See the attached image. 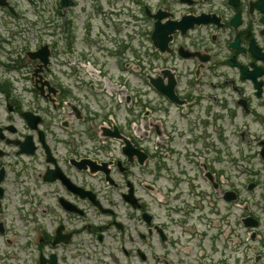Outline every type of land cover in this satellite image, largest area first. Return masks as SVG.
Segmentation results:
<instances>
[{
  "label": "flooded vegetation",
  "instance_id": "flooded-vegetation-1",
  "mask_svg": "<svg viewBox=\"0 0 264 264\" xmlns=\"http://www.w3.org/2000/svg\"><path fill=\"white\" fill-rule=\"evenodd\" d=\"M188 2L133 0L128 7L121 0H0L3 93L18 91L8 79L14 62L37 93L35 80L45 67L31 56L46 50L35 38H49L59 79L48 73L52 67L43 74L59 81L61 94L79 72L77 61L97 60L110 53L109 47H119L121 37L130 40L125 8L139 9L134 21L145 57L157 23L147 8L172 13L173 20L216 19L186 33L175 30L172 52H157L162 65L184 81L179 90L184 105L176 106L173 116L172 103L158 96L154 109L162 130L155 127L133 140L137 155L119 158L124 144L116 147L121 140L112 138L87 144L66 123L58 132L57 117L40 94L33 102L8 97L0 103V264H211L206 226H228L226 238L244 219L232 212L206 224V189L216 183L217 189L236 190L239 202L264 207V13L248 0ZM123 50L129 52V43ZM21 106L39 115L41 123L28 121ZM128 125L121 126L125 136ZM87 156L96 161V173L77 163ZM105 174L113 181L108 183ZM251 183L259 191L246 200L241 190ZM85 190L93 191L101 206L85 197ZM224 198L219 200L229 204ZM231 215L234 223L226 224ZM236 243L229 252L224 245L212 250L207 260L218 253L228 264L243 249L240 264L264 262V247H249L240 238Z\"/></svg>",
  "mask_w": 264,
  "mask_h": 264
},
{
  "label": "rangeland",
  "instance_id": "rangeland-1",
  "mask_svg": "<svg viewBox=\"0 0 264 264\" xmlns=\"http://www.w3.org/2000/svg\"><path fill=\"white\" fill-rule=\"evenodd\" d=\"M127 0H123V3L124 4H126L127 2H126ZM136 29V28H135ZM135 29L133 28V27H131V30L132 31H134V33H131V35L133 36V43L134 44H136V42H137V40L135 39V38H137V34H135ZM131 31V32H132ZM135 41V42H134ZM117 62V61H116ZM136 62V61H135ZM95 64H96V66H98V67H100V68H103L105 71V73L104 74H108V75H112V77L115 75V70H116V63L112 60V59H106V58H104V59H99V60H96L95 62H94ZM110 75V76H111ZM116 79H118V78H116ZM137 83V79L136 78H133L132 77V79H131V84L132 85H135ZM81 87L80 88H82V85H80ZM83 88H84V86H83ZM85 93L86 92H84V90H79L78 91V93H77V95L74 97V101L76 102V103H78V104H80L82 107H83V105L89 100L90 102H91V104L92 105H90V109L92 110V112H95V105L92 103V101L90 100V98H88V99H84L83 97H82V95H85ZM153 95V94H152ZM85 100V101H84ZM111 101H113L114 102V104H115V109H116V113H117V115H115L114 117H115V119L116 120H118V119H122L123 118V111H121L120 110V108H118V102L116 101V100H111ZM109 101L108 100H106V99H102V106H97V108L99 109L98 110V114L99 115H101V116H99V117H102L103 115L105 116V111H106V109L104 108V107H107V106H109L110 105V103H108ZM87 104H89V103H87ZM112 105V104H111ZM122 108V107H121ZM152 117H154V115L152 116ZM102 119L103 118H98L96 121L98 122V123H101L102 122ZM72 120H74L73 118H72ZM95 121V122H96ZM94 122V123H95ZM73 123L76 125V127H78V128H80L81 130H83V132H85V133H83L82 135H81V137H80V140H82L83 142H87V141H90L89 140V138H88V136L86 135V133H88V130H87V124H84V123H80L79 121H73ZM97 126H98V124H96V128H97ZM92 129H93V131H95V128L92 126ZM88 144V143H87ZM244 192H245V190H244ZM212 199H213V196H212ZM214 200V199H213ZM210 205L211 206V209H212V212H211V210L209 209V207L208 206H206V219L207 218H213V217H216V215H217V213H213V210H215V202L214 201H212V200H210V202H207L206 201V205ZM254 205V204H253ZM220 209H222L221 208V204H220ZM216 211V210H215ZM221 213L223 214V216H224V214H228V212H226V211H224V209L223 210H221ZM220 213V214H221ZM208 222H210L209 220H208ZM243 236H245V235H243Z\"/></svg>",
  "mask_w": 264,
  "mask_h": 264
},
{
  "label": "water",
  "instance_id": "water-1",
  "mask_svg": "<svg viewBox=\"0 0 264 264\" xmlns=\"http://www.w3.org/2000/svg\"><path fill=\"white\" fill-rule=\"evenodd\" d=\"M260 3H261V0H259V1L257 2V5L260 6V8H261L262 10H264V6L262 5L263 3H262V4H260ZM263 21H264V19H263ZM177 26H178V27H181L180 24H178ZM175 27H176V25H172V26L169 27V30H170V31H174V30H175ZM154 83H155L156 87H157L159 90H161L162 92L166 93V94H167L168 96H170L172 99H177V98L174 96V94H173L174 82L171 83V86H170L168 89H166V88H164V87L161 86V79H160V78L155 79Z\"/></svg>",
  "mask_w": 264,
  "mask_h": 264
}]
</instances>
